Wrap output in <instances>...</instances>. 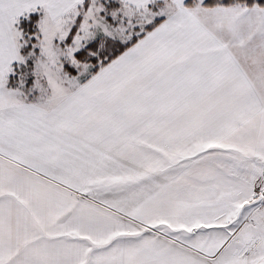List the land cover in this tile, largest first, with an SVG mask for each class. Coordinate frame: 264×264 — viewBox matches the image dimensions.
Wrapping results in <instances>:
<instances>
[{
    "label": "snow or ice",
    "instance_id": "snow-or-ice-1",
    "mask_svg": "<svg viewBox=\"0 0 264 264\" xmlns=\"http://www.w3.org/2000/svg\"><path fill=\"white\" fill-rule=\"evenodd\" d=\"M0 264H264V0H0Z\"/></svg>",
    "mask_w": 264,
    "mask_h": 264
}]
</instances>
